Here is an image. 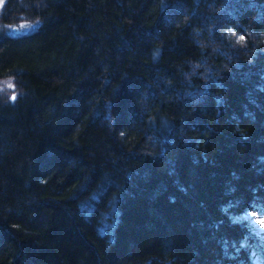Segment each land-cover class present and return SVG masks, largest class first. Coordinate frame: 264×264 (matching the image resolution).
Returning a JSON list of instances; mask_svg holds the SVG:
<instances>
[{
	"label": "trees",
	"instance_id": "16d2710c",
	"mask_svg": "<svg viewBox=\"0 0 264 264\" xmlns=\"http://www.w3.org/2000/svg\"><path fill=\"white\" fill-rule=\"evenodd\" d=\"M37 21L0 32V264H264V0L0 15Z\"/></svg>",
	"mask_w": 264,
	"mask_h": 264
},
{
	"label": "rangeland",
	"instance_id": "374dc122",
	"mask_svg": "<svg viewBox=\"0 0 264 264\" xmlns=\"http://www.w3.org/2000/svg\"><path fill=\"white\" fill-rule=\"evenodd\" d=\"M22 25H28L30 27H21ZM37 29H38V22H36V23L22 22V23H18V24H6V26L5 25L1 26V24H0V32H7L11 36H22L25 34H30V33L35 32ZM4 81H10L11 84L13 85V87L9 88L7 86V84L3 83ZM14 89H15V87H14V82L12 79H0V95L5 94L6 97H8V96L11 97L12 95L16 96V94L13 93ZM12 101H14V100H12ZM245 218H247L248 220H251L252 224L257 226V230L259 233H262V231H264V227H262L258 223V222H260L259 220H254V218H252V216H246Z\"/></svg>",
	"mask_w": 264,
	"mask_h": 264
},
{
	"label": "snow or ice",
	"instance_id": "6c2138e0",
	"mask_svg": "<svg viewBox=\"0 0 264 264\" xmlns=\"http://www.w3.org/2000/svg\"><path fill=\"white\" fill-rule=\"evenodd\" d=\"M21 27H30V26H28V25H22ZM240 39H243V37H240ZM7 86L9 87V88H12L13 87V85L9 82L8 84H7ZM11 99L12 100H15L16 99V96L15 95H12L11 96ZM260 222H258L262 227H264V219H262V220H259Z\"/></svg>",
	"mask_w": 264,
	"mask_h": 264
},
{
	"label": "clouds",
	"instance_id": "9594fccd",
	"mask_svg": "<svg viewBox=\"0 0 264 264\" xmlns=\"http://www.w3.org/2000/svg\"><path fill=\"white\" fill-rule=\"evenodd\" d=\"M7 0H0V14L3 12L4 5L6 4ZM38 22V21H37ZM10 81H4V84H8ZM11 83V82H10Z\"/></svg>",
	"mask_w": 264,
	"mask_h": 264
}]
</instances>
